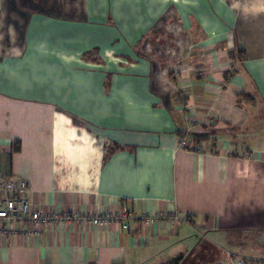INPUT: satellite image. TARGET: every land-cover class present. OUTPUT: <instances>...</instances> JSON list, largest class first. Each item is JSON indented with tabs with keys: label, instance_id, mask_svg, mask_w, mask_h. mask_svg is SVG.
<instances>
[{
	"label": "crops",
	"instance_id": "obj_1",
	"mask_svg": "<svg viewBox=\"0 0 264 264\" xmlns=\"http://www.w3.org/2000/svg\"><path fill=\"white\" fill-rule=\"evenodd\" d=\"M10 178L79 220L2 222L0 264H264V0H0Z\"/></svg>",
	"mask_w": 264,
	"mask_h": 264
},
{
	"label": "built area",
	"instance_id": "obj_2",
	"mask_svg": "<svg viewBox=\"0 0 264 264\" xmlns=\"http://www.w3.org/2000/svg\"><path fill=\"white\" fill-rule=\"evenodd\" d=\"M190 125L187 126L185 132L180 136L177 142V147H183L188 142L190 134ZM28 184L24 178H10L4 183H0V225L2 222H17L23 221L30 224H45L49 222H66L69 220H79L78 214L63 213H46L39 210H33L27 198ZM136 216L126 207L123 206L119 210L108 214H94L89 217L94 223L109 222L110 220L118 221L123 227H128L129 222ZM142 221H148L163 217L171 223L180 222L181 218L176 211H168L165 214L158 212L149 216L146 212H141L137 216Z\"/></svg>",
	"mask_w": 264,
	"mask_h": 264
},
{
	"label": "rangeland",
	"instance_id": "obj_3",
	"mask_svg": "<svg viewBox=\"0 0 264 264\" xmlns=\"http://www.w3.org/2000/svg\"><path fill=\"white\" fill-rule=\"evenodd\" d=\"M248 99H251L249 96H247ZM253 101V100H252ZM192 261L188 262V264L190 263L191 264Z\"/></svg>",
	"mask_w": 264,
	"mask_h": 264
}]
</instances>
